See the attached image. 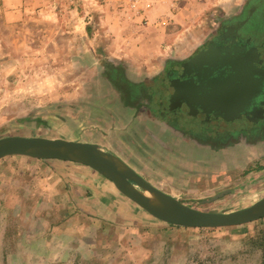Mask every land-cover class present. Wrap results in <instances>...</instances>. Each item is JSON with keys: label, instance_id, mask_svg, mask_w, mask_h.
I'll use <instances>...</instances> for the list:
<instances>
[{"label": "rangeland", "instance_id": "obj_1", "mask_svg": "<svg viewBox=\"0 0 264 264\" xmlns=\"http://www.w3.org/2000/svg\"><path fill=\"white\" fill-rule=\"evenodd\" d=\"M257 6L255 39L261 42L264 0H0V138L90 128L93 105L113 104L136 119L133 132L126 120L114 118L113 130L130 136L125 142L144 149L146 140L162 150L152 162L156 167L132 164L153 186L206 212L252 205L264 197V103L257 114L241 112L253 116L245 121L240 114L171 106L164 89L173 65L194 57L225 25ZM108 43L115 53L129 49L135 56L129 62L107 59ZM143 55L147 63L164 60L166 67L155 78L136 81L130 71ZM259 62L264 67V56ZM127 82L139 84L144 94L132 98ZM150 112L156 122L182 127L181 140L162 139ZM191 131L203 134L206 145L190 140ZM185 146L194 150L193 158L184 156ZM168 157L176 160L171 167L164 165ZM177 158L187 160L189 169L180 168ZM71 166L80 169L61 168L55 159H0V264H264V218L197 228L120 204L122 217L87 214L75 201L90 176L85 165Z\"/></svg>", "mask_w": 264, "mask_h": 264}, {"label": "water", "instance_id": "obj_2", "mask_svg": "<svg viewBox=\"0 0 264 264\" xmlns=\"http://www.w3.org/2000/svg\"><path fill=\"white\" fill-rule=\"evenodd\" d=\"M243 60L244 69L238 70L233 62L221 58L209 46L171 71L165 101L171 106L184 105L196 111L238 116L245 112V107L249 110L251 105L264 99V67L253 64L247 56ZM222 67L229 69L225 72L227 75L221 74ZM8 156L55 159L88 166L111 180L119 192L150 215L177 226L222 228L264 218V197L233 211L206 212L193 208L153 186L120 156L99 144L15 135L0 138V159Z\"/></svg>", "mask_w": 264, "mask_h": 264}, {"label": "crops", "instance_id": "obj_3", "mask_svg": "<svg viewBox=\"0 0 264 264\" xmlns=\"http://www.w3.org/2000/svg\"><path fill=\"white\" fill-rule=\"evenodd\" d=\"M172 46V45H171ZM172 49V48H170ZM113 50V47L110 45L109 43L106 45L105 47V56L107 59H119L121 61H125V62H129L131 60L132 57H134L135 55H132V52L128 50H120L118 53H115ZM129 52V54H128ZM131 53V54H130ZM164 53V50L163 52ZM166 53V51H165ZM140 55V53L138 54ZM144 56V55H143ZM145 56L143 57V62H141V64L139 65V67L131 70V73H134L132 75H137V76H132L131 79L136 80V81H142V80H147V79H151V78H155L158 75H160L165 67H166V63L163 60V63H161V61H157L153 60V59H149L150 62H146L145 61ZM113 104H106L105 108L104 106H96L93 105V113H91V126L90 128H77V126H74L73 128H69L63 131L62 135H54L51 133V135H37V134H27V135H23V136H28V137H46V138H62V139H66V140H72V141H80V142H89V143H94V144H99L105 148H107L108 150L112 151L113 153L117 154L118 156H120L125 162H127L132 168L133 167V161H137L138 164L144 168L150 169L152 168L151 165L155 166L154 163V159H155V154H161L162 150H157V146L154 145L153 143L150 142H146L144 141V146L145 148L142 149L140 148L141 146H137L134 147L133 145H131L130 143H127L124 141L126 135L129 136V134H127V131H124V129H122L121 131L118 130H113L114 127V118L115 121L114 122H121L123 120H126L127 124H128V131H137L135 129L136 127V119L133 121L132 118H130L129 116V111L128 110H113L114 107L112 106ZM62 111H66V110H61ZM116 111V112H115ZM117 114V117H113L112 119V114ZM63 116H65V114H62ZM152 115V114H151ZM154 117V116H150L149 120ZM157 119H151V121H153V124L155 125L153 128L156 130H160L159 134L160 137L162 139H178L181 138V132L179 131V129L176 130H172L169 129V132L166 128V126L164 124H162V122L158 121L156 122ZM125 122V123H126ZM134 122V123H132ZM146 123V122H144ZM122 126V123H120ZM138 129V128H137ZM139 131V130H138ZM122 132V134H121ZM155 134V133H154ZM123 135V136H122ZM174 135H176L177 137H175ZM179 135V137H178ZM121 136L120 141H118L117 137ZM146 136V135H145ZM130 137V136H129ZM128 138V137H127ZM149 138V137H148ZM181 140V139H180ZM179 140V141H180ZM159 145L162 146V148H164L166 145H168V141L162 142V141H158ZM185 145H187L185 142H183ZM120 146L121 147V151H119L117 149L116 146ZM157 147V148H156ZM184 156H186L185 154H187L188 156H191L192 158L194 157V150L192 148H189L187 146H185L184 148ZM126 154H128V157L126 156ZM200 155H206V154H200ZM130 158V159H129ZM34 159V158H33ZM168 159V160H167ZM167 164H164L166 167H171L172 166V162L175 163L176 160H172L169 157L167 158ZM178 159V158H177ZM172 160V161H171ZM193 161V159H191ZM58 163H60L61 168H67L70 170L73 169H80V168H75L74 166H71L72 164H74V162H69V161H60L57 160ZM178 161H181L180 168L182 169H189V166L186 164L187 160L185 159H178ZM153 162V163H152ZM193 164V163H192ZM86 167V170H84L87 174H89L90 179L86 180V182H81L86 189H83V193H81V195L79 197H77V200L75 201L76 205H79L80 207L83 208V210L87 213V214H93V210L99 212H109V213H119L121 214V217L123 216L122 211H124L122 209V211L119 209L120 207L118 206V204L121 205H125L128 208H131L133 211H137L139 209V206H137V204H135L133 201H131L129 198H127L126 196H124L121 192H119V190L115 187V185L113 184L112 181H110L109 179H107L106 177H104L102 174H100L99 172L95 171L94 169L88 167V166H84ZM156 167V166H155ZM197 168H204L201 166L197 165ZM135 169V168H134ZM208 169V167L206 168ZM185 173V172H184ZM183 175V174H182ZM168 194H171L172 196L177 197L178 199L181 200L180 197L173 195L170 191L167 190H162ZM69 193V192H68ZM69 195L71 196V194L69 193ZM83 197H88L89 199L84 200ZM80 203V204H79ZM139 211V210H138ZM87 219L89 220V222H93V217L88 215Z\"/></svg>", "mask_w": 264, "mask_h": 264}, {"label": "flooded vegetation", "instance_id": "obj_4", "mask_svg": "<svg viewBox=\"0 0 264 264\" xmlns=\"http://www.w3.org/2000/svg\"><path fill=\"white\" fill-rule=\"evenodd\" d=\"M258 6L255 7V11L253 12V10L250 11L246 14V11L244 12L245 15H243V19H240L237 23H231L228 25H225L223 27V32L221 35L218 36L217 39L212 40L210 42V44H208V46L205 48V50H207L209 48V46H213V49L215 50V53L217 55H219L221 58L225 59L227 58V61L229 62H233L234 65L237 67L238 70L244 69V63H243V57L246 59L251 60L250 62H252L253 64L257 65L258 67H263V65L259 64L262 60V57L264 56V38L263 41H257L255 38L256 37V32H255V26L256 23H258V21H256V19L258 18L257 14L259 12L258 10ZM257 17V18H256ZM253 19L255 21V23H253ZM247 21L245 24H243L242 22ZM240 24L242 25L241 29H238V26ZM264 28V25L262 24V30ZM255 37H254V35ZM204 50V49H203ZM247 53V54H246ZM260 59V60H259ZM181 64H175L172 66V70H175L177 68V66L179 67ZM251 67V66H249ZM227 69V71H226ZM221 74L225 75L229 69L227 67H222L220 69ZM227 75V74H226ZM172 75L171 73L168 76V81L167 84L168 85L170 83V81L172 80ZM167 87V86H166ZM166 89H164V92H166ZM145 92V90H143L140 87H138L137 89H134L132 91H129V95H131L132 98H136L138 96L143 95ZM262 102H264V99H261L259 102H256L254 105H251L249 107L250 111H253L257 114V106H259ZM241 105L242 107H244V102L241 101ZM240 105V106H241ZM184 106V105H183ZM187 107V106H184ZM189 108V107H187ZM186 108V109H187ZM248 109H246L245 107V112L249 111ZM255 110V111H254ZM188 112V111H187ZM198 113L201 112V110L198 109L197 111ZM152 114V116H155L156 112H150ZM214 113V112H213ZM213 113H210V115H214ZM247 113H242L240 115H243V120L248 121L249 119H247L248 115L253 117L251 115V113H248L247 115H245ZM159 116L161 118H163L162 116L166 117L165 115H163L162 113L159 114ZM165 120V119H164ZM162 122V121H161ZM162 124H164L169 132V129H172L173 131L176 129H179L180 132H184L182 127H180L178 124H176L175 122H171L170 120H166L163 121ZM190 133V132H189ZM191 133H193V131H191ZM204 135L203 134H198L195 132V134L193 133V135H191L190 140H193L196 142L197 145H200L201 147L205 146L206 144L203 143L204 140H206L205 138H203ZM235 137V136H234ZM206 142V141H205Z\"/></svg>", "mask_w": 264, "mask_h": 264}, {"label": "trees", "instance_id": "obj_5", "mask_svg": "<svg viewBox=\"0 0 264 264\" xmlns=\"http://www.w3.org/2000/svg\"><path fill=\"white\" fill-rule=\"evenodd\" d=\"M110 70H111V69H110ZM112 80H115V78H113ZM114 82H115V81H114ZM126 84H128V90H129V91H132V90L137 89L138 87H140L139 84H129L128 82H127Z\"/></svg>", "mask_w": 264, "mask_h": 264}]
</instances>
